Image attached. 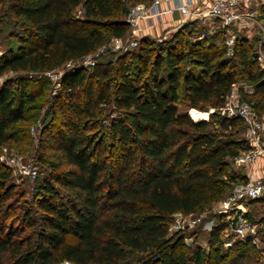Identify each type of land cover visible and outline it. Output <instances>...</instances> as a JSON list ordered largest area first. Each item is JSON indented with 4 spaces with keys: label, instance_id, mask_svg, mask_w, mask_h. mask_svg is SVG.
Here are the masks:
<instances>
[{
    "label": "trees",
    "instance_id": "obj_1",
    "mask_svg": "<svg viewBox=\"0 0 264 264\" xmlns=\"http://www.w3.org/2000/svg\"><path fill=\"white\" fill-rule=\"evenodd\" d=\"M78 6L80 17L73 12ZM128 7L123 0H7V11L23 31L8 32L17 45L11 41L0 53V75L62 68L58 91L50 95L52 116L56 105L64 109L59 128L39 136L42 147H52L55 161L49 163V177L37 185V215L19 200L11 171L0 161V264H120L134 254L136 264H260L250 241L220 250V218L207 254L167 230L173 213H194L246 180L244 167L229 168L239 151L249 148L243 120L214 113L193 120L176 104L220 108L232 84L244 81L252 88L241 97L260 115L264 70L250 49L258 35L250 39L234 30L228 56L226 31L216 29L199 39L203 28L193 21L154 53L149 36H142L139 51L114 61L115 75L109 69L112 59L88 73L75 67L106 38L127 35ZM258 16L264 21V0ZM3 25L5 30L10 23ZM129 52L138 59L135 72L124 61ZM66 63L73 66L65 69ZM42 92V87L27 91L24 81L17 89L9 81L2 84L0 149L12 139L14 125L28 119ZM110 104L118 115L103 128L101 107ZM189 111L199 119L200 110Z\"/></svg>",
    "mask_w": 264,
    "mask_h": 264
},
{
    "label": "rangeland",
    "instance_id": "obj_2",
    "mask_svg": "<svg viewBox=\"0 0 264 264\" xmlns=\"http://www.w3.org/2000/svg\"><path fill=\"white\" fill-rule=\"evenodd\" d=\"M125 1V5L128 7L135 2L136 0H123ZM262 0H251L252 6L257 7L258 11L260 10V4ZM74 14L78 17L82 15V8L78 6L74 9ZM4 22H9V27H6L4 30ZM21 21H18L17 18L11 15V12L7 11V0H0V53L5 51L7 47H11L13 41L17 45V41L14 40V36H10L8 34L9 31L14 32L15 34H22V26L20 25ZM262 25L264 27V21L262 20ZM166 27V26H165ZM182 27V26H181ZM181 27H174L167 26L166 28L163 27L149 36L150 40V47L152 49V53L158 50L159 43L162 41L168 40L170 37L174 35ZM245 32V31H244ZM8 34V35H7ZM249 38L252 39L253 37H257L259 39L253 41L250 44V49L256 51L255 62L258 65L261 60L258 58V47L261 40L264 39L263 34L256 33V31H251L247 33ZM263 37V38H262ZM112 37L106 38L105 43L103 46L98 47L91 56L96 63H105L108 59H112L113 63L110 66V70L115 75V67L117 63L114 61L117 59L119 55H124L125 52L121 50H111L109 49L110 39ZM133 52L139 51L138 47L133 49ZM263 52V51H262ZM132 53V52H129ZM125 63L128 65V69L130 72H135L136 68L138 67V59L132 53L129 54L125 59ZM94 64V65H95ZM94 65H90L88 63H84L83 61L80 63L74 64L76 67H82L88 73L92 71V67ZM73 65L72 63H66L64 68H71ZM104 69L103 67H100ZM62 72V68L57 69L53 72H45V73H37V72H11L7 71L0 75V87L5 81H9L11 87L13 89H17L18 82L24 81L26 83V90L36 92L39 87H42V94L38 97V102L34 105L35 108L29 111V117L27 120L20 121L14 125L11 130L13 134L12 139L3 145L0 149V161L7 166L11 171L12 181L16 184L18 191H20L21 196H19V200L27 207H33L35 209V214H38L37 210V200L41 197V191L38 189V183L42 182L44 177H49L50 171L52 166L49 164L51 161H55V157L53 155L52 147L46 146L42 147V143L39 141V136L41 135V131L45 129H52L56 130L59 128L62 119V111L63 107L56 105L55 107V116H52V109L53 106L51 105L50 95L55 94L58 91V84L60 75ZM139 77L142 78L143 74L138 73ZM238 87V93L240 95L243 94L245 91L244 88L241 89ZM246 92L250 93L251 88L246 90ZM254 100L257 99V96L252 95ZM176 108L179 112H187L188 115L193 120H200V119H208L211 113H214L216 118L221 116H226L220 108H215L212 106H204L203 109H198L195 107H188L185 102H179L176 104ZM194 108L200 110L198 112L199 119H194V117L190 114V109ZM200 112H205L200 115ZM118 112L115 111L113 106L110 105H103L101 107V114L100 119L103 123V128L109 124V121L112 117L117 116ZM264 117V111L260 114ZM205 116V117H203ZM107 133V132H106ZM236 137L237 134H234L233 137ZM42 148V149H41ZM41 156V158H40ZM10 157H16L19 165H29L31 168H35L37 171V176L35 178L30 177L22 172L18 171L17 164L8 165L7 159ZM229 168L232 171L238 170V166L235 163H230ZM220 199H215L210 201L208 204H205L200 209H198L194 213L183 214L179 215L178 213H173L169 217V223H171L175 218H178L181 224V228L177 231L182 235L183 243L189 247L194 248L196 246H200L204 253L209 252L210 248V236L211 232L214 229L215 225L219 221V215L215 212L216 207L219 204ZM261 204V203H260ZM258 202L254 203L255 211L254 216L256 219L264 217V208ZM259 242L253 244L254 249L258 252L259 255V263L264 264V229L261 230L259 233ZM221 243L218 245L220 246V250L222 252L227 251L232 245L237 241L228 233H222L220 236ZM230 244H225V243ZM138 254H134L133 256H128L126 260L121 262L120 264H136V257ZM72 264V263H69Z\"/></svg>",
    "mask_w": 264,
    "mask_h": 264
},
{
    "label": "built area",
    "instance_id": "obj_3",
    "mask_svg": "<svg viewBox=\"0 0 264 264\" xmlns=\"http://www.w3.org/2000/svg\"><path fill=\"white\" fill-rule=\"evenodd\" d=\"M257 7L252 6L251 0H150L137 2L128 7L125 21L128 33L124 37H112L109 49L130 51L137 47L139 39L144 35L155 32L157 27L183 26L188 22H196L203 30L198 38H204L216 29H224L227 33L224 44L226 55H231L235 41L236 31L263 34L264 27L258 16ZM175 16L174 22H169L166 17ZM166 26V27H165ZM263 38V37H262ZM262 41V40H261ZM258 58L261 60L259 67L264 70V53L261 51V42L258 47ZM84 63L94 65L91 55L86 56ZM81 61V62H82ZM238 87L248 90L252 88L244 81L233 83L225 96L224 104L220 110L226 116H237L244 122L243 137L249 148L240 150L233 162L238 167L245 168V181L235 183L231 190L220 199L215 212L219 215L224 225L223 233H228L238 241L259 242V233L264 229V221L254 216V203L258 202L264 208V201H255L264 197V175L256 173L255 166L263 164L264 168V117L259 115L251 103L242 99ZM7 164H17L18 171L35 178L37 171L29 165H19L16 157L7 159ZM264 210V209H263ZM183 215L181 212H175ZM263 217V216H262ZM181 228L178 218L168 224V234H173ZM230 244V243H225ZM67 260L60 264H69Z\"/></svg>",
    "mask_w": 264,
    "mask_h": 264
},
{
    "label": "crops",
    "instance_id": "obj_4",
    "mask_svg": "<svg viewBox=\"0 0 264 264\" xmlns=\"http://www.w3.org/2000/svg\"><path fill=\"white\" fill-rule=\"evenodd\" d=\"M174 19H175V16H173V17H166V20L167 21H169V22H166V23H170V22H174ZM162 28V26H159V27H157V30H159V29H161ZM263 164H257L256 166H255V169H256V173L258 174V175H264V168H263V166H262Z\"/></svg>",
    "mask_w": 264,
    "mask_h": 264
},
{
    "label": "water",
    "instance_id": "obj_5",
    "mask_svg": "<svg viewBox=\"0 0 264 264\" xmlns=\"http://www.w3.org/2000/svg\"><path fill=\"white\" fill-rule=\"evenodd\" d=\"M254 54L256 55V53H254ZM187 114H189L188 111H187Z\"/></svg>",
    "mask_w": 264,
    "mask_h": 264
}]
</instances>
